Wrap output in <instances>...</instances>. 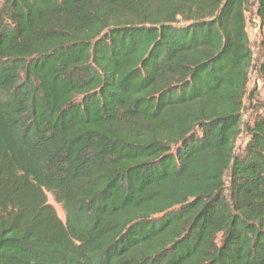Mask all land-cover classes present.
I'll return each instance as SVG.
<instances>
[{
  "label": "trees",
  "instance_id": "1",
  "mask_svg": "<svg viewBox=\"0 0 264 264\" xmlns=\"http://www.w3.org/2000/svg\"><path fill=\"white\" fill-rule=\"evenodd\" d=\"M249 15L264 0H0V264H264Z\"/></svg>",
  "mask_w": 264,
  "mask_h": 264
},
{
  "label": "rangeland",
  "instance_id": "2",
  "mask_svg": "<svg viewBox=\"0 0 264 264\" xmlns=\"http://www.w3.org/2000/svg\"><path fill=\"white\" fill-rule=\"evenodd\" d=\"M247 32L250 41V47L253 51L254 64H258L262 59L263 55V39H264V27H260L258 22L255 20L253 15H249L247 23ZM264 102V83L258 77L256 70L253 68L248 74L247 83V98L245 99V105L243 108V117L241 129L244 130L245 124H250L258 106ZM245 134L243 133L238 141L237 145L243 144ZM48 201L53 205L57 215L64 220V211L61 206L57 204L51 195H48Z\"/></svg>",
  "mask_w": 264,
  "mask_h": 264
}]
</instances>
